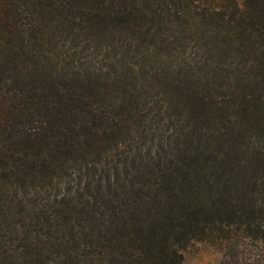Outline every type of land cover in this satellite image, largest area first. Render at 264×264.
Returning <instances> with one entry per match:
<instances>
[{
	"label": "trees",
	"instance_id": "obj_1",
	"mask_svg": "<svg viewBox=\"0 0 264 264\" xmlns=\"http://www.w3.org/2000/svg\"><path fill=\"white\" fill-rule=\"evenodd\" d=\"M264 264V0H0V264Z\"/></svg>",
	"mask_w": 264,
	"mask_h": 264
},
{
	"label": "rangeland",
	"instance_id": "obj_2",
	"mask_svg": "<svg viewBox=\"0 0 264 264\" xmlns=\"http://www.w3.org/2000/svg\"><path fill=\"white\" fill-rule=\"evenodd\" d=\"M183 255L185 264H230L228 251L208 240L193 242Z\"/></svg>",
	"mask_w": 264,
	"mask_h": 264
}]
</instances>
